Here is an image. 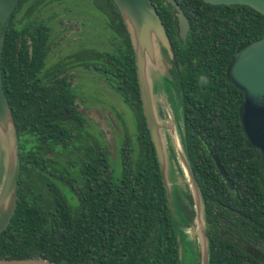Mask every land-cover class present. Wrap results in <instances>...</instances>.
<instances>
[{
	"label": "trees",
	"instance_id": "16d2710c",
	"mask_svg": "<svg viewBox=\"0 0 264 264\" xmlns=\"http://www.w3.org/2000/svg\"><path fill=\"white\" fill-rule=\"evenodd\" d=\"M29 1L34 0H19L15 11ZM91 1L112 15L114 51L88 48L72 57L99 73L132 106L135 136L125 129L117 174L104 144L80 143L72 149L61 141L70 122L55 126L47 112L50 107H23L17 90H8L11 67L20 54V31L8 25L1 76L18 144L17 199L0 233V258L40 257L57 264H181L183 249L179 259L177 237L181 243L182 239L142 112L129 34L111 0ZM163 1L151 0L171 42L180 80L186 122L181 145L198 184L208 264H264V252L259 257L250 253L257 245L264 247L262 166L240 124L242 92L228 79L236 52L262 37L264 16L247 5L175 0L190 23L184 43L174 9ZM29 35L34 58L37 39ZM199 75L209 78L205 90L198 85ZM64 93L58 90L60 96ZM56 153L70 161L57 160ZM212 155L232 188L221 178ZM179 207L189 225L195 214L190 191L187 204L179 201ZM197 260L200 264L198 254Z\"/></svg>",
	"mask_w": 264,
	"mask_h": 264
},
{
	"label": "water",
	"instance_id": "95a60500",
	"mask_svg": "<svg viewBox=\"0 0 264 264\" xmlns=\"http://www.w3.org/2000/svg\"><path fill=\"white\" fill-rule=\"evenodd\" d=\"M212 5H247L264 16V0H202ZM19 0H0V132L5 131L9 125L13 127L16 139V157L11 158L6 168L2 187L0 190V233L8 225L16 206V178L18 144L15 133L14 121L9 103L3 88L1 76V55L4 42V33L9 17L14 11ZM130 34L134 51L137 81L141 99V107L152 142L165 189L166 198L170 208V189L165 177L166 152L161 136V124L158 121L151 94L150 73L147 61L156 62V52L161 46L169 58L173 57L171 44L165 27L151 0H111ZM175 10L177 19V32L179 38L186 40L190 23L182 8L175 0H165ZM165 66L171 64L162 59ZM229 82L239 89L243 95V102L239 113V120L245 140L258 151L262 166V179L264 180V31L260 39L254 40L241 47L232 60L228 71ZM200 85L205 89L207 78L200 77ZM182 160V167L188 177L190 192L193 200L195 216L203 219L201 200L196 178L182 151L178 152ZM216 168L228 188L233 184L218 158L212 155ZM9 195L7 201L5 198ZM5 201V202H4ZM204 222V220H203ZM204 237L205 225H204ZM178 257L182 258V244L177 237ZM250 253L259 257L257 250ZM207 239L205 250L201 256L200 264H208ZM0 264H57L40 257L28 258H0Z\"/></svg>",
	"mask_w": 264,
	"mask_h": 264
},
{
	"label": "flooded vegetation",
	"instance_id": "af4514ba",
	"mask_svg": "<svg viewBox=\"0 0 264 264\" xmlns=\"http://www.w3.org/2000/svg\"><path fill=\"white\" fill-rule=\"evenodd\" d=\"M76 1L77 0H75V2ZM163 4L170 5L169 3H166L165 0L163 1ZM21 11L22 7L16 11L14 9L7 24V26H13L20 31L18 42L20 54L17 56L16 60H14L11 67V73L8 78L10 81L8 90H17L19 102L22 103L23 107H50L47 109V112L52 114L53 124L55 126H63L64 123L70 122L71 126L68 129V135L61 138V141L72 144V149H74L75 146L77 147L80 143L99 142V140H96L90 134V129L92 128L90 123L91 120H93L94 124L98 126L100 125L101 120L96 115L97 113L89 108L90 97L88 94V71L92 69L83 67L77 61H74L72 57L73 54L82 49H88L89 47L78 46L81 42L77 39L76 42L78 41L79 43L77 42L78 48L76 50H71L63 54L60 52L61 50L64 52L63 50L70 47L69 45H66V43H62L63 39L73 33H82L83 29L79 32V28H76L77 25L74 24V21L60 19L57 17V14H53L49 17L43 15L41 8L38 11H33L30 15L21 16L18 19L17 24H15V19H17V15ZM59 25H61L60 28H58ZM29 33L37 39L36 57L34 58H32V46ZM183 42L185 43L186 40ZM60 45L62 49H60ZM157 49L162 63L163 73H161V81L158 82L153 78L155 71L150 70L153 105L158 119H160L158 107H169L172 114L170 118L171 123L166 125L165 122L162 123L163 121L161 120V130L169 126L174 127L175 136L177 139H181L180 141L182 143L184 139V128L186 125L183 117V107L185 106L183 105V95L180 88V80L179 77H177V69L173 63L174 53L173 57L169 58L166 51L161 46H158ZM27 53L28 56L26 57ZM162 59H166L171 66H165ZM84 72H86V74ZM100 76H98L99 79L105 84V80ZM201 76L204 75H199L198 77V85L200 88L201 85L199 81ZM205 77L207 78L206 89L209 83V78L207 76ZM80 84L81 88L78 87ZM106 87L108 86L106 85ZM58 90H64V96H60ZM159 91L162 92V99H158L160 95L158 93L156 94V92ZM167 95L170 97H167ZM29 101H37V103L28 105ZM176 111H178V118L180 121L179 127L182 129L181 134L176 130L178 127L176 124L177 119L175 118ZM33 137L34 136H31V138ZM43 139L47 138L43 137ZM164 139L166 140V138ZM55 157L61 162L70 161L66 155L64 156L60 153H56ZM64 158H66V160ZM72 164L73 163H71V165ZM252 249L257 250L259 255H261V252H264V247L260 245H257L256 248H251L250 251Z\"/></svg>",
	"mask_w": 264,
	"mask_h": 264
},
{
	"label": "rangeland",
	"instance_id": "374dc122",
	"mask_svg": "<svg viewBox=\"0 0 264 264\" xmlns=\"http://www.w3.org/2000/svg\"><path fill=\"white\" fill-rule=\"evenodd\" d=\"M40 8L43 11V15L49 17L53 14H57V17L60 19L74 21V24L77 25L76 28H79V32L83 29L82 33H73L63 39L62 43L64 42L70 47L63 50L64 52L61 50V54L76 50L78 46L106 50L109 52L114 51V43L116 42L113 37L115 34L113 31L114 27L112 28L110 25L112 15L109 14L108 9L101 6L96 7L91 0H77L76 2L75 0H57L52 2H48L47 0H44V2H38V0H34L29 1L22 7V11L17 15V19H15V24H17V21L21 16L30 15L33 11H38ZM124 25L126 27L125 23ZM60 26L61 25H59L58 28H60ZM126 30L128 32L127 27ZM77 39L82 44L77 41L80 44L77 46ZM60 49H62L61 45ZM155 58V63L147 61L149 67L148 73L150 70L155 71L153 78L160 82L163 67L157 52ZM84 73L86 74V72ZM88 76V94L90 97L89 108L97 113L96 115L101 119L99 126L95 125L93 120H91L90 123L92 128L90 129V134L106 146L109 151L110 161L117 174L120 170L119 149L121 140H124L126 134L125 131H127L125 129H128L133 137L135 136L136 116L130 108L132 107L131 105L126 104L119 94H117L112 88L110 89V86L106 82L105 84L101 82L98 77L100 76L99 74L93 70H89ZM100 77L102 78V76ZM150 78L151 75L149 79ZM106 85L108 87H106ZM78 87L81 88V84ZM160 92L161 91L156 92V94L158 93L160 95L159 98L157 96L158 99H162L163 96L161 95L162 92ZM158 109L160 114V119H158L159 123L163 121L162 123L165 122L166 125H169L172 116L169 107H158ZM175 118L177 119L176 124L178 125L176 130L181 134L182 129L179 127L180 121L178 118V111L175 112ZM123 124L125 126H123ZM174 131V127L172 126L161 130V136L166 152V168L164 172L170 189V210L176 229L182 239L183 258L181 264H198L197 254L199 262L201 263V256L206 246L204 222L201 217L197 218L194 214L193 221L189 225H186L180 215L181 210L179 207V201L183 204H187L188 191H190L191 188L188 177L185 175L182 167V160L178 154L180 151L183 152L182 143L180 141L181 139L176 138ZM4 135L10 136L12 149L8 156H6L4 162L0 163V190L9 160L11 158L15 159L17 152L13 127L9 125L5 131L0 132V138ZM164 138H166V140ZM64 159L66 160V158ZM8 197L9 195H7L5 201H7Z\"/></svg>",
	"mask_w": 264,
	"mask_h": 264
},
{
	"label": "bare ground",
	"instance_id": "6f19581e",
	"mask_svg": "<svg viewBox=\"0 0 264 264\" xmlns=\"http://www.w3.org/2000/svg\"><path fill=\"white\" fill-rule=\"evenodd\" d=\"M150 73V72H149ZM151 74V73H150ZM161 88V87H160ZM168 94V92H167ZM169 95H167L168 97ZM170 97V96H169ZM168 99V98H167ZM171 99V98H170ZM169 99V100H170ZM172 100V99H171ZM173 103V102H172ZM174 106V105H173ZM175 108V107H174ZM172 109V108H171ZM177 142V141H176ZM12 144L9 135L1 136L0 138V163L4 162L6 156L11 152ZM182 209V208H181ZM186 212V211H185ZM186 216V215H185ZM184 216V217H185ZM190 223V222H189Z\"/></svg>",
	"mask_w": 264,
	"mask_h": 264
}]
</instances>
